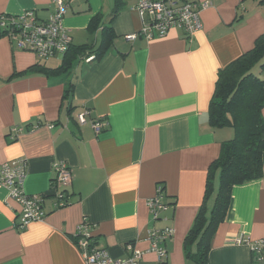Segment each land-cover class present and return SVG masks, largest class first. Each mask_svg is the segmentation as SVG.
Returning <instances> with one entry per match:
<instances>
[{
    "label": "crops",
    "instance_id": "1",
    "mask_svg": "<svg viewBox=\"0 0 264 264\" xmlns=\"http://www.w3.org/2000/svg\"><path fill=\"white\" fill-rule=\"evenodd\" d=\"M189 1L207 3L193 36L173 28L164 38L131 40L126 35L141 26L137 0H67L62 23L69 49H80L68 53L71 66L61 75H46L38 64L56 68L63 55L41 61L0 34V164L25 161L23 190L43 195L45 211L43 220L18 228L19 205L0 186V264H85L74 241L83 220L94 245L112 258L127 257L130 243L143 251L137 264H200L193 259L197 241L187 256L185 238L200 210L209 218L220 172L204 199L208 167L233 137L230 126L210 125L209 103L218 71L258 38L264 44V2ZM53 9L51 0H0V17L30 11L44 21ZM263 62L253 72L264 82ZM94 119L104 121L97 134ZM261 159V178L233 185L225 216L207 239L208 264H264L235 241L264 235V152ZM59 160L72 175L62 207L54 206L52 184ZM158 186L168 206L153 219L147 200ZM167 226L174 233L161 261L147 251V236Z\"/></svg>",
    "mask_w": 264,
    "mask_h": 264
},
{
    "label": "built area",
    "instance_id": "2",
    "mask_svg": "<svg viewBox=\"0 0 264 264\" xmlns=\"http://www.w3.org/2000/svg\"><path fill=\"white\" fill-rule=\"evenodd\" d=\"M264 2V0H261ZM54 9L44 21L38 20L33 12H25L18 17L2 16L1 28H6V35L13 39L21 49L33 53L39 60L46 61L57 55H64L70 47L71 37L62 23L67 0H51ZM135 10L138 12L141 26L137 32L127 34L128 39L141 36L146 40L164 38L171 29L180 28L185 36H193L201 27L199 12L207 7L206 2L196 3L189 0H137ZM90 59V58H88ZM79 123L85 122V113L77 116ZM104 121L94 119L91 126L97 134L101 131ZM19 132L18 127L11 128V138ZM54 177L52 180L56 202L54 206H65L66 188L71 184V170L64 161L53 163ZM26 176V164L21 158L0 164V186L7 188L8 196L19 205L18 228H26L29 224L41 221L45 217L43 209L44 196L27 194L23 190ZM147 206L153 219L167 208L163 201L162 189L158 186L155 196L147 200ZM91 224L86 220L79 223L74 232V241L82 251L85 264H137L143 251L135 249L130 243L126 245L128 256L123 259L112 258L106 249L94 245ZM174 233L173 228H152L147 239L150 248L159 260L167 256L166 240ZM236 243H244L257 259L264 263V235L258 240L237 236Z\"/></svg>",
    "mask_w": 264,
    "mask_h": 264
},
{
    "label": "trees",
    "instance_id": "3",
    "mask_svg": "<svg viewBox=\"0 0 264 264\" xmlns=\"http://www.w3.org/2000/svg\"><path fill=\"white\" fill-rule=\"evenodd\" d=\"M3 29L0 28V34L6 33V28ZM79 49H68L56 68H47L40 63L38 67L46 75L67 73L71 66L68 53L71 56ZM263 57L264 44L258 38L250 50L217 73L208 109L209 123L215 128L230 126L234 129V136L222 143L220 154L208 167L204 199L212 190L216 171L220 172L209 218L206 219L200 210L185 238L187 256H190L189 244L197 241L199 248L193 259L200 264H208L207 239L225 216L233 185L259 179L263 174L264 118L261 110L264 106V82L251 72ZM261 66L264 68V62ZM65 200L67 203L66 196Z\"/></svg>",
    "mask_w": 264,
    "mask_h": 264
},
{
    "label": "rangeland",
    "instance_id": "4",
    "mask_svg": "<svg viewBox=\"0 0 264 264\" xmlns=\"http://www.w3.org/2000/svg\"><path fill=\"white\" fill-rule=\"evenodd\" d=\"M58 59H60V58H58ZM57 62H58V61H57ZM57 62L55 61V63H57ZM253 68H254V67H253ZM253 68L251 69V72L255 75V73L253 72V70L256 71V69H255V68L253 69ZM256 73H257V71H256ZM233 136H234V129H233ZM232 138H233V137H232Z\"/></svg>",
    "mask_w": 264,
    "mask_h": 264
}]
</instances>
